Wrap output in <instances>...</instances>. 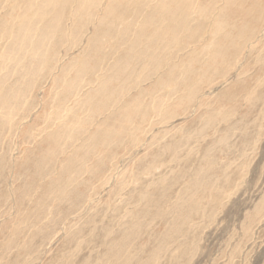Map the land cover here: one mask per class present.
<instances>
[{"label":"rangeland","instance_id":"1","mask_svg":"<svg viewBox=\"0 0 264 264\" xmlns=\"http://www.w3.org/2000/svg\"><path fill=\"white\" fill-rule=\"evenodd\" d=\"M234 2L0 0V264H264V0Z\"/></svg>","mask_w":264,"mask_h":264},{"label":"bare ground","instance_id":"2","mask_svg":"<svg viewBox=\"0 0 264 264\" xmlns=\"http://www.w3.org/2000/svg\"><path fill=\"white\" fill-rule=\"evenodd\" d=\"M220 1L223 2L224 5H230V4H235L234 1H237V0H220ZM10 2H11V1H10ZM10 2H9V3H10ZM35 2L37 3V7H34V6H33ZM51 2H53V0H30V4H29L28 7H32L31 10H32V9H35L34 12H40V17H41V18H40L38 14H35V15H34L35 18H33V19H36V18H40V19H42L43 16H44L43 13H44L45 8H46L47 6H51V5H50ZM177 8H179V7H177ZM171 9H172V7H171ZM180 9L182 10L183 7H180ZM161 11H167V8H166V7H163V8H161ZM173 11H174V7H173ZM185 11H188L187 7H185ZM112 15H114V14H112ZM111 17H112V16H111ZM33 19H32V17H31V20H33ZM40 19H38V20H40ZM112 20H114V19H112ZM109 22H111V20H110ZM220 26H221V25H220ZM141 29H142V28H141ZM141 29H140V30H141ZM119 33L122 35V31H120ZM216 34H217V31L214 29V30L211 32L210 35H211V36H215ZM54 38H55V36H54ZM66 40H67V39H66ZM221 46H222V45H219V46L217 45L216 47L218 48V47H221ZM134 54H135V53H134ZM1 56H2V55H1ZM136 56H137V54H136V55H133V57H136ZM150 57H151V56H150ZM1 58H2V57H1ZM3 58H4V56H3ZM8 59H9V57H8ZM4 60H5V59H4ZM6 60H7V59H6ZM3 62H5V61H3ZM76 81H77V80H76ZM173 82H174V81H170V82H169L170 86H173V85H174ZM176 82H177V81H176ZM72 83H76V82H72ZM175 84H176V83H175ZM53 85H54V83H53ZM176 85H177V84H176ZM176 85H175V86H176ZM173 87H174V86H173ZM69 88H72V90H71L72 93H70L71 95L68 94V95L66 96V99H69V98H71L72 96L74 97V96L77 94V91H76L75 85L72 84V85H70ZM20 89H21V88H20ZM14 90H15V89H14ZM18 91H19V89H18ZM18 91H16V92H18ZM22 91H23V90H22ZM16 92H15V93H16ZM73 92H74V94H73ZM23 93H24V92H22V94H23ZM13 94H14V91H13ZM13 94H12V95H13ZM16 95H17V94H16ZM20 95H21V93H20ZM20 95H18V96H20ZM10 96H11V95H10ZM14 96H15V95H14ZM14 96H13L12 98H14ZM5 97H6V98H5L4 100L6 101L7 96H5ZM16 97H17V96H16ZM78 98H79V97H78ZM10 99H11V97H9V100H7V101L9 102ZM17 99H19V97H17ZM17 99H16V100H17ZM12 100H15V99H12ZM16 100H15V101H16ZM5 101H4V104H3V105H2V104H0V105H1V108H5V110H6V109H8V106H9L11 103L9 104V103L7 102V103H8V104H7ZM24 101H26V100H24ZM11 102H12V101H11ZM17 102H18V105H19V101H17ZM17 102H16V103H17ZM5 103H6L7 105H6ZM12 104H15V103H12ZM79 104H80V102H78V105H79ZM10 106H11V105H10ZM12 106L14 107V105H12ZM15 107H16V106H15ZM1 108H0V110H1ZM9 109H10V107H9ZM14 109H15V108H14ZM14 109L12 110V107H11V109L8 110L9 112H7L6 114L4 113V115H3V113H1V115L3 116V118H4L5 120H7V119L9 118V115H10V114H11V115H10L11 117H14V116H16L15 114L12 115ZM2 110H3V109H2ZM10 111H12V112H10ZM15 111H16V112H15ZM15 111H14L15 113L18 112L17 109H16ZM65 111H66V110H65ZM66 112H67V111H66ZM17 114H18V113H17ZM65 114H66V113H65ZM1 115H0V116H1ZM58 115H60V113H59ZM61 116H62V115H61ZM65 116H66V115H65ZM14 118H16V117H14ZM63 118H64V119H65V118L68 119L67 117H63ZM61 122H62V121H61ZM3 123H4V121H3ZM3 123H2L0 126L4 125L6 122H5L4 124H3ZM9 123H10L9 126H11V123H12V122H9ZM71 123H73V122H71ZM125 123H126V122H125ZM69 124H70V123H69ZM5 125L7 126L8 124H5ZM57 125H58V124H57ZM57 125H56V126H57ZM70 125H71V124H70ZM8 128H9V127H8ZM73 128H75V127H71V129H70L71 133L73 132ZM10 129H12V128H10ZM10 129H9V130H10ZM103 137H104V138H107V137H108V134L104 135ZM111 137H112V136H111ZM84 183H85V182H84ZM191 208H192V207H191ZM197 208H198V207H197Z\"/></svg>","mask_w":264,"mask_h":264}]
</instances>
